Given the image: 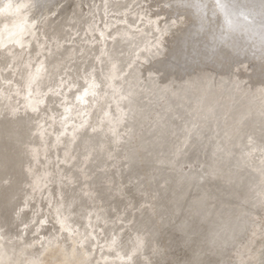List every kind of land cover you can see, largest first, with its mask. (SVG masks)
I'll use <instances>...</instances> for the list:
<instances>
[{
	"label": "rangeland",
	"instance_id": "obj_1",
	"mask_svg": "<svg viewBox=\"0 0 264 264\" xmlns=\"http://www.w3.org/2000/svg\"><path fill=\"white\" fill-rule=\"evenodd\" d=\"M42 1L0 0V262L264 264V0Z\"/></svg>",
	"mask_w": 264,
	"mask_h": 264
},
{
	"label": "bare ground",
	"instance_id": "obj_2",
	"mask_svg": "<svg viewBox=\"0 0 264 264\" xmlns=\"http://www.w3.org/2000/svg\"><path fill=\"white\" fill-rule=\"evenodd\" d=\"M67 1H68V0H43L42 2H38V9L42 10L43 8H45V7L47 8V7H48L47 9H48V10L50 9V10L52 11V10L54 9L55 6H58V4H62V5H61V6H62L61 9H62L63 7H65L64 5H67V4H66ZM226 5H227V4H226ZM229 9H230V8H229ZM199 10H200V9H199ZM51 11H50V12H51ZM72 11H73V10H72ZM229 11H231V10H229ZM58 12H59V11H57V13H58ZM231 12H232V11H231ZM236 12H237V11H236ZM241 12H242V11H241ZM238 13H239V12H238ZM236 14H237V13H236ZM240 14H241V13H240ZM243 14H244V13H243ZM68 15H69V14H68ZM243 16H244V15H243ZM231 17H232V16H231ZM233 17H234V16H233ZM234 18H235V17H234ZM236 19H237V17H236ZM239 19H240V18H239ZM234 21H235V19H234ZM250 22H251V21H250ZM233 23H234V22H233ZM236 23H237V22H236ZM238 23H239V21H238ZM251 23H252V22H251ZM233 27H234V25H233ZM233 27H232V28H233ZM254 27H255V26H254ZM257 28H258V27H257ZM259 28H260V27H259ZM235 29H236V28H235ZM251 31H252V30H251ZM260 31H261V30H259V32H260ZM253 33H254V31H253ZM253 33H252V34H253ZM257 33H258V32H257ZM260 33H261V32H260ZM20 34H21V33H20ZM191 34H192V33H191ZM254 34H255V33H254ZM10 38H11V37H10ZM18 38H19V37H18ZM263 38H264V37H263ZM10 40H11V39H9V41H10ZM260 41H261V40H260ZM260 41H259V42H260ZM259 46H261V45H259ZM121 48H122V46H121ZM116 53H117V52H116ZM121 66H122V65H121ZM1 84H2V83H1ZM190 98H192V97L190 96ZM169 99H170V98H169ZM193 99H194V98H193ZM178 101H179V100H178ZM142 105H143V104H142ZM139 106H140V105H139ZM153 106H155V105H153ZM148 107H149V106H148ZM155 107H156V106H155ZM155 107H154V108H155ZM149 108H150V107H149ZM150 109H151V108H150ZM150 109H148L147 111L150 112V111H149ZM152 111H153V109H152ZM181 111H182V110H181ZM248 111H249V110H248ZM1 113H2V112H1ZM146 113H147V112H146ZM180 113H181V112H180ZM180 113H179V114H180ZM182 113H183V112H182ZM248 113H249V112H248ZM148 114H149V113H148ZM183 114H185V113H183ZM4 115H5V114H4ZM150 115H151V114H150ZM180 115H181V114H180ZM178 116H179V115H178ZM181 116H182V115H181ZM181 116H179V117H181ZM183 116H184V115H183ZM183 116H182V117H183ZM185 116H186V115H185ZM185 116H184V117H185ZM2 117H3V116H2ZM184 117H183V118H184ZM3 118H4V117H3ZM185 118H186V117H185ZM185 118H184V119H185ZM0 119H1V117H0ZM188 119H189V118H188ZM3 120H4V119H3ZM24 121H25V120H24ZM174 121H175V120H174ZM249 121H250V120H249ZM15 122H16V121H15ZM15 122H14V123H15ZM246 122H247V121H246ZM246 122H245V123H246ZM253 122H254V121H253ZM253 122H252V124H253ZM18 123H19V122H18ZM23 123H24V122H23ZM26 123H27V121H26ZM26 123H25L24 126H26ZM242 123H243V122H242ZM248 123H249V122H248ZM248 123H247V124H248ZM2 124H3V123H2ZM2 124H0V125H2ZM6 124H7V123H5L4 125H6ZM28 124H29V123H28ZM137 124H138V123H137ZM178 124H179V123H178ZM9 125H10V124H9ZM19 125H21V123H20ZM245 125H246V124H245ZM249 125H250V124H249ZM249 125L247 126V128L249 127ZM10 126H11V125H10ZM14 126H15V125H14ZM16 126H17V124H16ZM27 126H28V125H27ZM3 127H5V126H3ZM12 127H13V126H11V128H12ZM175 127H176V126H175ZM254 127H255V126H254ZM7 128H9V127H7ZM13 128H14V127H13ZM17 128H18V126H17ZM20 128H22V127H20ZM28 128H29V126H28ZM137 128H138V127H137ZM172 128H173V127H172ZM219 128H220V127H219ZM3 129H4V128H3ZM3 129H2V131H3ZM23 129H24V128H23ZM177 129H178V128H177ZM180 129H181V128H180ZM180 129H179V130H180ZM0 130H1V129H0ZM14 130H15V129H14ZM14 130H12V131H14ZM17 130H18V129H17ZM27 130H28V129H27ZM248 130H250V128H248ZM20 131H21V130H20ZM24 131H25V130H24ZM250 131L253 132L252 129H251ZM262 131H263V130H262ZM6 132H7V131H6ZM9 132H10V131H9ZM16 132H17V131H16ZM180 132H181V130H180ZM1 133H2V136H3V132H1ZM1 133H0V134H1ZM18 133H19V131H18ZM22 133L24 134L23 131L21 132V134H22ZM149 133H151V132H149ZM19 134H20V133H19ZM19 134H18V135H19ZM153 134H154V132L152 133V135H153ZM255 134H256V132H255ZM262 134L264 135V133H262ZM9 135H10V134H9ZM15 135H16V133H15ZM25 135H26V134H25ZM25 135H24V137H26ZM155 135H156V134H155ZM155 135H153V136H155ZM208 135H209V134H208ZM259 135H260V134H259ZM2 136H1V137H2ZM16 136H17V135H16ZM22 136H23V135H22ZM27 136H28V135H27ZM29 136H30V134H29ZM147 136L150 137V135H147ZM147 136H146V137H147ZM197 136H198V134H197ZM7 137H8V136H7ZM7 137H6V138H7ZM19 137H20V135H19ZM144 137H145V136H144ZM151 137H152V136H151ZM195 137H196V136H195ZM257 137H258V136H257ZM262 137H264V136H262ZM6 138H5V139H6ZM14 138H15V137H14ZM147 138H148V137H147ZM152 138H153V137H152ZM259 138H260V137H259ZM9 139H11V138H9ZM17 139H18V138H17ZM25 139H26V138H25ZM150 139H151V138H150ZM150 139H149V140H150ZM193 139H194V138H193ZM204 139H205V138H204ZM257 139H258V138H257ZM13 140H14V139H13ZM13 140H12V141H13ZM27 140H28V138H27ZM27 140H26V141H27ZM142 140H143V138H142ZM144 140H145V139H144ZM146 140H147V139H146ZM1 141H2V140H1ZM4 141H5V140H4ZM16 141H17V140H16ZM16 141H15L14 143H16ZM19 141H20V140H19ZM19 141H17V142H19ZM26 141L24 140V142H26ZM258 141H260V139H259ZM20 142H23V139H22V141H20ZM136 142H137V141H136ZM140 142H141V140H140ZM144 142H145V141H144ZM144 142H143V143H144ZM147 142H148V140H147ZM203 142H204V141H203ZM6 143H7V141H6ZM145 143H146V142H145ZM145 143H144V144H145ZM153 143H154V142H153ZM201 143H202V142H201ZM257 143H259V142H257ZM144 144H143V145H144ZM151 144H152V143H151ZM156 144H157V143H156ZM199 144H200V143H199ZM16 145H17V144H16ZM21 145H22V144H21ZM148 145H149V144H148ZM13 146H15V145H12V147H13ZM17 146H18V145H17ZM19 146H20V143H19ZM19 146H18V148H19ZM139 146H140V145H139ZM141 146H142V145H141ZM12 147H11V148H12ZM5 148H6V147H5ZM8 148H9V147H8ZM137 148H138V147H137ZM144 149H145V148H144ZM147 149H149V148H147ZM164 149H165V148H164ZM14 150H15V149H14ZM153 150H154V149H153ZM12 151H13V150H12ZM19 151H20V150H19ZM23 151H24V150H23ZM210 151H212V149H211ZM2 152H3V151H2ZM17 152H18V151H17ZM148 152H149V151H148ZM150 152H151V151H150ZM209 153H210V152H209ZM209 153H208V154H209ZM3 154H4V153H3ZM20 154H21V153H20ZM130 154H131V153H130ZM0 155H1V154H0ZM145 155H146V154H145ZM145 155H144V156H145ZM209 155H210V154H209ZM1 156H2V155H1ZM138 157H139V156H138ZM140 157H141V156H140ZM142 157H143V156H142ZM142 157H141V158H142ZM143 158H144V157H143ZM185 159H186V158H185ZM191 159H192V158H191ZM206 159H207V158H206ZM137 161H138V160H137ZM139 161H140V160H139ZM190 161H191V160H190ZM1 162H2V160H1ZM183 162H184V161H183ZM131 163H132V162H131ZM133 164H134V163H133ZM199 166H200V165H199ZM234 166H235V165H234ZM153 167H155V166H153ZM13 168H14V166H13ZM151 168H152V167H151ZM160 168H161V167H160ZM168 168H169V167H168ZM235 168H236V167H235ZM11 169H12V168H11ZM14 169H15V168H14ZM14 169H13V170H14ZM162 170H163V169H162ZM165 170H166V169H165ZM147 171L149 172V169H148ZM203 171H204V170H203ZM145 172H146V170H145ZM158 173H159V172H158ZM196 173H197V172H196ZM196 173H195V174H196ZM145 174H146V173H145ZM162 176H163V175H162ZM166 176H167V175H166ZM198 176H199V175H198ZM246 176H247V175H246ZM181 177H182V175H181ZM181 177H180V178H181ZM191 177H192V176H191ZM162 178H163V177H162ZM176 178H177V177H176ZM201 178H202V177H201ZM178 179H179V178H178ZM192 179H193V178H192ZM174 180H175V179H174ZM183 180H184V179H183ZM201 180H202V179H201ZM178 181H180V179H179ZM189 181H191V180L189 179ZM196 181H197V177H196ZM198 181H199V179H198ZM169 183H170V182H169ZM178 184H179V183H177V185H178ZM11 185H12V184H11ZM171 186H172V185H171ZM175 186H176V185H175ZM179 186H180V185H179ZM179 186H176V187H179ZM192 186H194V185H192ZM217 187H218V186H217ZM219 187H220V186H219ZM173 188H174V187H173ZM217 189H218V188H217ZM172 190H173V192H174V189H172ZM179 190H180V188H179ZM182 190H183V189H182ZM176 191H178V188L176 189ZM176 191H175V194H177ZM183 191H184V190H183ZM166 192H167V191H166ZM179 192H180V191H178V193H179ZM181 192H182V191H181ZM215 192H217V191H215ZM213 193H214V191H213ZM217 193H218V192H217ZM179 194H180V193H179ZM179 194H178V195H179ZM195 194H196V193H195ZM214 194H215V193H214ZM170 197H171V196H170ZM170 197H169V198H170ZM172 197H173V196H172ZM177 197H181V196H177ZM210 197H211V196H210ZM215 197H216V196H215ZM218 197H219V194H218ZM218 197H217V199H219ZM162 198H163V197H162ZM169 198H167V199L169 200ZM220 198H222V197H220ZM165 199H166V198H165ZM170 199H171V198H170ZM175 199H176V198H175ZM179 199H180V198H179ZM180 200H181V199H180ZM180 200H179V201H180ZM171 201H172V199H171ZM165 203H166V202H165ZM165 203H164V204H165ZM170 203H171V202H170ZM182 203H183V201H182ZM176 204H177V202H176ZM176 204H175L174 207H176ZM179 204H180V203H179ZM179 204H178V205H179ZM169 205H170V204H169ZM172 205H174V204H172ZM172 205H171V206H172ZM178 205H177V206H178ZM184 205H185V204H184ZM188 205H189V204H188ZM201 205H202V204H201ZM171 206H170V208H171ZM180 206H183V205L181 204ZM185 207H186V206H185ZM186 208H187V207H186ZM171 209H172V208H171ZM175 210H176V209H175ZM209 210H210V209H209ZM218 210H219V209H218ZM172 211H174V210L172 209ZM178 211H180V209H179ZM176 212H177V211H176ZM181 212H182V211H181ZM173 213H174V212H173ZM177 213H178V212H177ZM182 213H184V212H182ZM185 213H187V212H185ZM55 214H56V213H55ZM174 215H175V214H174ZM177 215H178V214H177ZM177 215H176V216H177ZM187 216H188V215H187ZM195 217H196V216H195ZM202 217H203V216H202ZM208 220H209V219H208ZM190 221H191V220H190ZM187 223H188V222H187ZM192 223H194V222H192ZM188 224H189V223H188ZM196 224H197V223H196ZM194 225H195V224H194ZM222 225H223V224H222ZM225 226H226V225H225ZM65 227H66V226H65ZM189 227H190V226H189ZM231 227H232V226H231ZM185 228H187V225H186ZM191 228H193V227H191ZM191 228H190V229H191ZM194 228H195V227H194ZM194 228H193V230H194ZM196 229H197V228H196ZM211 229H212V228H211ZM185 230H186V229H185ZM197 230L199 231V228H198ZM224 230H225V229H224ZM203 231H204V230H203ZM208 231H210V229H209ZM186 232H187V230H186ZM186 232H185V233H186ZM188 232L190 233V232H192V230L189 231V228H188ZM194 232H196V231H193L191 234L193 235ZM205 232H206V230H205ZM205 232H204V233H205ZM189 233H188V234H189ZM223 233H224V232H223ZM188 234H187V235H188ZM199 234H200V233H199ZM201 234H202V232H201ZM225 234H226V233H225ZM195 235H196V234H195ZM203 237H204V236H203ZM165 238H166V237H165ZM195 238H196V236H195ZM195 238H194V239H195ZM197 238H198V237H197ZM74 240H75V239H74ZM167 244H168V243H167ZM0 249H1V248H0ZM3 250H4L5 252H7V253L10 252V251H7V250L4 249V248H3ZM3 250H2V251H3ZM171 252H172V251H171ZM9 254H10V253H9ZM50 254H51V253H50ZM54 254H55V253H54ZM82 254H83V253H82ZM51 257H52V256H51ZM51 257H50V258H51ZM47 258H48V257H47ZM62 258H63V257H62ZM75 259H76V258H75ZM97 260H98V259H97ZM3 261L5 262L6 260H2L1 262H3ZM51 261H52V260H48V259L45 258L43 264H54V262H53V261L51 262ZM69 261H70V260H69ZM214 261H215V260H214ZM1 262H0V263H1ZM4 262H3V263H4ZM6 262H7V261H6ZM57 262H58V261H57ZM59 262H60V261H59ZM65 263H66V262H65ZM91 263H92V262H91ZM91 263H90V264H91ZM4 264H5V263H4ZM8 264H9V263H8ZM60 264H61V263H60Z\"/></svg>",
	"mask_w": 264,
	"mask_h": 264
},
{
	"label": "snow or ice",
	"instance_id": "obj_3",
	"mask_svg": "<svg viewBox=\"0 0 264 264\" xmlns=\"http://www.w3.org/2000/svg\"><path fill=\"white\" fill-rule=\"evenodd\" d=\"M216 6L217 8L224 14V23L228 28H232L233 27V20L232 17L230 15V12L228 10V6L226 5V3L224 2V0H216ZM11 5H8L6 8L4 9H0L3 11H7V8H10ZM40 69H37L36 74L32 76V81H35L40 74ZM92 87V86H90ZM88 92L87 90H85L84 95H87ZM81 99H83V97H81ZM63 227V224H62ZM113 245H115L117 243V241L115 239H113L112 241ZM143 241L142 240H138L137 243V248L133 249L132 254L128 256V260L131 261L132 255H135V252L139 249L140 246H142Z\"/></svg>",
	"mask_w": 264,
	"mask_h": 264
}]
</instances>
